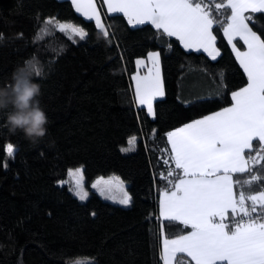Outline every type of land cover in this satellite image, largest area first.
Instances as JSON below:
<instances>
[{
	"label": "trees",
	"instance_id": "16d2710c",
	"mask_svg": "<svg viewBox=\"0 0 264 264\" xmlns=\"http://www.w3.org/2000/svg\"><path fill=\"white\" fill-rule=\"evenodd\" d=\"M53 17L82 26L87 38L74 37V43L54 22L45 25ZM105 22L114 37L77 13L71 0H0V86L35 57L39 100L50 121L47 135L32 144L23 133H10L6 112H0V264H76L83 258L163 264L157 230L167 222L156 218L158 199L166 169L175 167L165 151L171 148L166 133L230 106V92L247 83L222 32L215 33L221 55L213 61L151 24L129 25L122 13H109ZM152 51L160 52L166 92L155 100L154 118L136 105L132 84L136 60ZM8 143L14 158L6 156ZM74 167H83L90 189L83 201L59 184ZM112 175L127 183L129 205L92 189L97 177ZM182 227L166 226L165 235L180 234Z\"/></svg>",
	"mask_w": 264,
	"mask_h": 264
},
{
	"label": "snow or ice",
	"instance_id": "6c2138e0",
	"mask_svg": "<svg viewBox=\"0 0 264 264\" xmlns=\"http://www.w3.org/2000/svg\"><path fill=\"white\" fill-rule=\"evenodd\" d=\"M97 2L71 0L75 11L94 21L106 37L115 33L109 31L111 23L101 22L102 16L106 21L109 13H123L129 25L151 24L159 35L175 37L183 48L215 61L221 55L215 33L222 32L247 83L230 92V106L166 133L171 148L165 151L173 154L175 167L166 169L167 183L156 216L167 222L157 230L159 255L164 264H189L188 258L194 264H264V24L258 19L264 17V0H99L101 10ZM53 22L74 43L78 42L74 37L88 36L82 26L55 17L45 25ZM159 57L160 52H149L147 59L153 65L149 76L133 77L134 94L153 117V101L164 94ZM36 74H41L40 69ZM218 75L220 87L226 88L223 72ZM135 140L130 138L129 144ZM5 151L7 158H14L12 143ZM3 167H8L6 161ZM82 171L75 169L81 176ZM76 186H81L80 179ZM76 195L83 201L88 193ZM130 201L125 192L119 202ZM176 222L183 226L180 234L169 238L165 227ZM185 228L190 229L186 234Z\"/></svg>",
	"mask_w": 264,
	"mask_h": 264
},
{
	"label": "clouds",
	"instance_id": "9594fccd",
	"mask_svg": "<svg viewBox=\"0 0 264 264\" xmlns=\"http://www.w3.org/2000/svg\"><path fill=\"white\" fill-rule=\"evenodd\" d=\"M36 68L34 60L25 61L14 69L11 83L0 86V112H6L9 132L23 133L32 144L47 135L50 123L40 104L42 89L34 78Z\"/></svg>",
	"mask_w": 264,
	"mask_h": 264
},
{
	"label": "rangeland",
	"instance_id": "374dc122",
	"mask_svg": "<svg viewBox=\"0 0 264 264\" xmlns=\"http://www.w3.org/2000/svg\"><path fill=\"white\" fill-rule=\"evenodd\" d=\"M14 150H15V146H14ZM77 168H82V170H83L82 176H81V173L75 172V169H77ZM69 170H73L71 175L69 174ZM69 170L67 172L66 177L59 181V184L68 185L69 188L75 193V195L77 192L86 191L88 193V195H87V198H88V196L90 195V189L88 188L87 183H86L83 167H74V168H70ZM100 178H103V179L101 180ZM77 179L81 180V186L80 187L76 186V180ZM97 181H99V183L97 184V187L92 188V189L99 192V194L103 198H105L106 200L112 201V202L117 203V204H121L119 201L123 197L125 192L130 196V193H129L128 188H127V186H128L127 183L124 182L119 176H115V175L100 176V177H97L91 183V185L94 183H97ZM76 196L79 198L78 195H76ZM129 204H127V205H129ZM121 205H125V204H121ZM89 262L91 264L93 262V259L92 258H83L81 260V264H89Z\"/></svg>",
	"mask_w": 264,
	"mask_h": 264
},
{
	"label": "crops",
	"instance_id": "0c3cea01",
	"mask_svg": "<svg viewBox=\"0 0 264 264\" xmlns=\"http://www.w3.org/2000/svg\"><path fill=\"white\" fill-rule=\"evenodd\" d=\"M106 7V6H105ZM97 8H98V10H101L100 9V4H99V0H98V2H97ZM80 14V13H79ZM123 14V13H122ZM82 15V14H81ZM83 16V15H82ZM102 23H105L106 24V22H105V20H104V18H103V16H102V21H101ZM233 43H236V41L234 40L233 41ZM237 47H239V45H237ZM187 50V49H186ZM244 50H246V49H244V48H241V51H244ZM188 51H194V50H188ZM137 60H143L144 61V63L143 64H137L136 63V70H135V72L132 74V84H133V93H135V89H136V84H137V80L136 79H133V77H137V78H142V77H145V76H149V71H148V69L149 68H153V65H152V61H150V60H148L147 59V56H145V57H140V58H138ZM136 60V61H137ZM159 70H160V78H161V81H162V87H163V92H164V94H163V96H159V97H157L156 99H158V98H162V97H164L165 96V85H164V78H163V69H162V64H161V55H160V57H159ZM151 75H155V69H153V72L151 73ZM134 96H135V94H134ZM155 99V100H156ZM155 100L153 101V110H154V112H155ZM135 102H136V105L137 106H139V107H142V106H140V104H139V101H138V98L135 96ZM145 109H146V107H145ZM147 110V109H146ZM211 114V113H210ZM209 115V114H208ZM152 118H154L152 115H150ZM199 119V118H198ZM189 122H191V121H189ZM188 123V122H187ZM181 126H183V125H181ZM181 126H179V127H181ZM175 129V128H174ZM174 129H172V130H174ZM172 130H170V131H172ZM168 138V137H167ZM170 145V144H169ZM170 147H171V145H170ZM162 199V193L160 194V196H159V199H158V208H159V202H160V200ZM162 220V219H161ZM186 234V233H185ZM163 262V261H162ZM163 264H164V262H163Z\"/></svg>",
	"mask_w": 264,
	"mask_h": 264
}]
</instances>
